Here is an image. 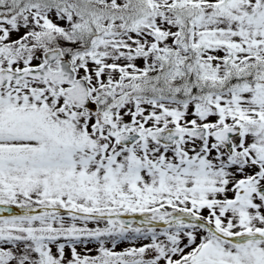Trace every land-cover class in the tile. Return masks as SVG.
<instances>
[{
	"label": "snow or ice",
	"instance_id": "1",
	"mask_svg": "<svg viewBox=\"0 0 264 264\" xmlns=\"http://www.w3.org/2000/svg\"><path fill=\"white\" fill-rule=\"evenodd\" d=\"M0 264H264V0H0Z\"/></svg>",
	"mask_w": 264,
	"mask_h": 264
}]
</instances>
